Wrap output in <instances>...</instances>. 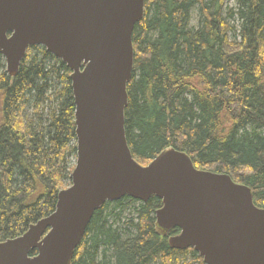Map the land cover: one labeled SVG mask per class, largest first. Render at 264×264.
Segmentation results:
<instances>
[{"label":"trees","instance_id":"16d2710c","mask_svg":"<svg viewBox=\"0 0 264 264\" xmlns=\"http://www.w3.org/2000/svg\"><path fill=\"white\" fill-rule=\"evenodd\" d=\"M226 2L145 0L133 33L126 134L141 164L175 147L197 168L250 186L264 207V0ZM70 75L41 45L28 49L16 76L0 55V242L50 215L71 184L77 136ZM161 206L157 196L105 203L71 264H205L193 248L170 247L178 228L157 233Z\"/></svg>","mask_w":264,"mask_h":264},{"label":"water","instance_id":"95a60500","mask_svg":"<svg viewBox=\"0 0 264 264\" xmlns=\"http://www.w3.org/2000/svg\"><path fill=\"white\" fill-rule=\"evenodd\" d=\"M145 0H0V55L16 76L41 45L71 70L77 157L56 209L0 242V264H71L95 212L125 196H157L155 228L171 248H193L205 264H264V207L228 173L199 169L167 147L137 161L126 134L135 26ZM36 251V254L33 252Z\"/></svg>","mask_w":264,"mask_h":264},{"label":"rangeland","instance_id":"374dc122","mask_svg":"<svg viewBox=\"0 0 264 264\" xmlns=\"http://www.w3.org/2000/svg\"><path fill=\"white\" fill-rule=\"evenodd\" d=\"M226 6L227 7H233V6H236V2H235V0H227V2H226ZM192 23L194 24V25H197L198 24V14L195 12L194 14H193V18H192ZM232 24L234 25L235 23L234 22H232ZM237 24H235V26H236ZM5 60V59H4ZM6 62V61H5ZM6 68H7V65H6ZM76 162V157L73 159V163H75ZM75 167V166H74ZM70 186V185H69ZM69 186H67V187H69ZM66 187V188H67ZM65 189V188H64ZM128 210H131V209H128Z\"/></svg>","mask_w":264,"mask_h":264},{"label":"bare ground","instance_id":"6f19581e","mask_svg":"<svg viewBox=\"0 0 264 264\" xmlns=\"http://www.w3.org/2000/svg\"><path fill=\"white\" fill-rule=\"evenodd\" d=\"M162 152V151H161ZM161 236V235H160Z\"/></svg>","mask_w":264,"mask_h":264}]
</instances>
